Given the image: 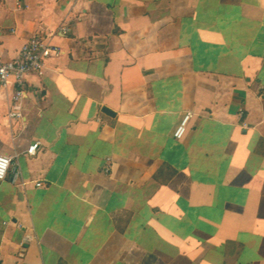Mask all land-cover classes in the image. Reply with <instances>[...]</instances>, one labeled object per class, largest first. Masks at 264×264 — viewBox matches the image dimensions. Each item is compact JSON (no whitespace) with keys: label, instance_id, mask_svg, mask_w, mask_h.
Wrapping results in <instances>:
<instances>
[{"label":"crops","instance_id":"crops-1","mask_svg":"<svg viewBox=\"0 0 264 264\" xmlns=\"http://www.w3.org/2000/svg\"><path fill=\"white\" fill-rule=\"evenodd\" d=\"M35 35L0 264H264V0H0V62Z\"/></svg>","mask_w":264,"mask_h":264},{"label":"built area","instance_id":"built-area-1","mask_svg":"<svg viewBox=\"0 0 264 264\" xmlns=\"http://www.w3.org/2000/svg\"><path fill=\"white\" fill-rule=\"evenodd\" d=\"M61 31L65 35L70 34L67 25L61 27ZM12 32L14 33V31ZM62 53V49L50 45L46 40L35 35L21 46L11 60L0 62V90H2L3 97L8 103V119H23L24 117L22 102L28 99L26 77L33 73L42 75L46 62ZM240 115V117L243 116L242 113ZM191 118L192 115L190 113L184 116L174 132L173 136L175 139H182ZM242 126L245 127L247 125L242 123ZM38 148V144L30 145L27 154L30 156L35 155ZM10 166L11 159L0 156V182L6 179ZM104 172L108 173V168ZM37 186L40 187L41 183H37Z\"/></svg>","mask_w":264,"mask_h":264},{"label":"water","instance_id":"water-1","mask_svg":"<svg viewBox=\"0 0 264 264\" xmlns=\"http://www.w3.org/2000/svg\"><path fill=\"white\" fill-rule=\"evenodd\" d=\"M103 112H104L105 114H108V115H110V113H111L108 109H103Z\"/></svg>","mask_w":264,"mask_h":264}]
</instances>
